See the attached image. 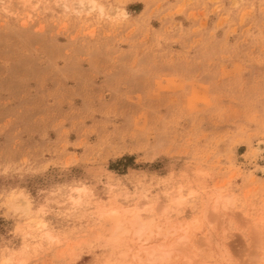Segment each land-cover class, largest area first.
Listing matches in <instances>:
<instances>
[{
    "label": "rangeland",
    "instance_id": "rangeland-1",
    "mask_svg": "<svg viewBox=\"0 0 264 264\" xmlns=\"http://www.w3.org/2000/svg\"><path fill=\"white\" fill-rule=\"evenodd\" d=\"M260 139L264 0H0V264H264Z\"/></svg>",
    "mask_w": 264,
    "mask_h": 264
},
{
    "label": "bare ground",
    "instance_id": "bare-ground-1",
    "mask_svg": "<svg viewBox=\"0 0 264 264\" xmlns=\"http://www.w3.org/2000/svg\"><path fill=\"white\" fill-rule=\"evenodd\" d=\"M89 2V1H88ZM82 4H84V2H82ZM95 6V4L91 1L90 2V7H94ZM101 8V7H100ZM118 11H116L115 10V12H114V14L115 13H117ZM257 152L258 153H264V139H260V141L257 143ZM259 155V154H258ZM264 159V158H263ZM263 170H264V167H263ZM176 192V191H175ZM220 195V194H219ZM221 196H222V194H221ZM220 196V197H221ZM180 197H182V196H180ZM224 197V196H223ZM178 200V199H177ZM220 200H222V199H220ZM224 200V199H223ZM231 199L230 198H228L227 197V200L224 202V203H222V204H224L226 207L228 206V205H230V203H231ZM220 202H222V201H220ZM229 203V204H228ZM15 204V203H14ZM228 204V205H227ZM17 205V204H16ZM15 206V205H14ZM14 206H13V208H14ZM20 207H23V206H20ZM214 207V206H213ZM26 208H28V206L26 207ZM215 209V208H214ZM15 210V209H14ZM224 210V209H223ZM28 212V211H27ZM27 212H26V214H27ZM22 216H23V214H22ZM205 239V238H204ZM182 240V239H181ZM181 242H183V241H181ZM208 245V244H207ZM224 245V244H223ZM217 246V245H216ZM207 247V246H206ZM221 247V246H220ZM161 251L163 250H165V249H160ZM152 251V250H151ZM151 251H149V252H151ZM157 251H159V250H157ZM170 251V250H169ZM171 252V251H170ZM162 252H160V255H161V257L159 256V255H155V256H159L158 258H161V261H162V259L164 258L165 259V257H163L162 256V254H161ZM163 253H165V252H163ZM170 254V253H169ZM190 256V255H189ZM166 257H167V255H166ZM154 258V257H153ZM188 258H190V257H188ZM155 259H156V257H155ZM154 259V260H155ZM163 259V260H164ZM160 260V259H159ZM190 260V259H189ZM151 261V260H150ZM152 261H153V259H152ZM157 261V260H156ZM192 263H194V262H192ZM195 264V263H194Z\"/></svg>",
    "mask_w": 264,
    "mask_h": 264
},
{
    "label": "trees",
    "instance_id": "trees-1",
    "mask_svg": "<svg viewBox=\"0 0 264 264\" xmlns=\"http://www.w3.org/2000/svg\"><path fill=\"white\" fill-rule=\"evenodd\" d=\"M124 158H125V159H126V158L132 159L133 157H132V156H129V157H128V156H125ZM119 162H121V161H119Z\"/></svg>",
    "mask_w": 264,
    "mask_h": 264
}]
</instances>
